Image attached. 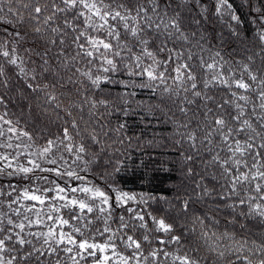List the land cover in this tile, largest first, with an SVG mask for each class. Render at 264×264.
I'll use <instances>...</instances> for the list:
<instances>
[{"label": "snow or ice", "instance_id": "obj_1", "mask_svg": "<svg viewBox=\"0 0 264 264\" xmlns=\"http://www.w3.org/2000/svg\"><path fill=\"white\" fill-rule=\"evenodd\" d=\"M209 5L240 23L229 0ZM209 5L0 0V23L27 29L0 33V177L9 178L0 183V264H264V8L255 9L257 64L209 47L202 31L194 39L200 29L190 25L209 19ZM28 32L33 47L21 48ZM111 85L154 97L136 103L173 125L190 191L169 200L115 181L123 161L113 145L124 143L126 124L105 120L127 116L117 101L127 106L136 92L113 98ZM13 92L30 101L29 115L36 103L37 121L21 124ZM205 201L215 203L201 211ZM222 210L232 224L256 220L259 241L215 230Z\"/></svg>", "mask_w": 264, "mask_h": 264}, {"label": "trees", "instance_id": "obj_2", "mask_svg": "<svg viewBox=\"0 0 264 264\" xmlns=\"http://www.w3.org/2000/svg\"><path fill=\"white\" fill-rule=\"evenodd\" d=\"M203 3L209 5V0H202ZM233 5L234 14L240 17V23L230 20L228 17L221 19L216 16L209 5V19H201L200 25H190V31H196L199 38L201 31L208 39L209 47L222 48V53L228 57L231 53L237 60L246 58L248 55H253L256 63L259 64V57L255 55L259 52L260 46L256 42V32L259 28L260 22L257 21L258 14L255 9L257 7L264 8V0H229ZM15 3V0H13ZM215 0H211V4H214ZM195 15V12L189 14ZM4 17L8 21H14L15 17L7 13L5 10ZM253 21H256L255 23ZM235 28L239 33V36H234L229 28ZM17 28L20 29L23 34L27 29L24 26L15 23H0V33L7 35L15 31ZM31 33L28 32V38L22 45L21 48L33 47L31 40ZM223 37V45L220 43V37ZM203 43V41H201ZM36 51H40L39 46H36ZM20 55H26L23 51ZM34 60H38L37 57H32ZM29 62V67H31ZM121 77H117L120 79ZM127 80L128 78L122 77ZM109 91L113 98L116 97L118 92L123 91H135V97H129L132 101L127 106L123 104H117L120 108H127L129 114L127 116L122 115L120 112H115L111 117L106 118L105 123L110 128L118 126L120 123H125L126 127L122 133L124 138L123 144H114L113 148L119 147L120 152L113 156H116L123 161L122 171L115 176V181L119 185L128 191L133 192H145L150 193L154 196H165L169 200H172L174 195L179 192L183 194L185 189L191 190L190 181L192 177L185 175L187 165L184 164L179 157V154L175 151L173 146L172 132L173 125L171 123H164L166 119L159 112L155 115H147L142 105H138L136 101L151 103L154 97L147 90L143 89H124L121 85H111ZM14 96L13 111L17 113V116L21 119V124L25 121L29 123L35 122L39 119L36 113L39 109L36 108V103L32 102V113L28 114L27 108L24 106L29 103V100H24L20 96H17L15 92L12 93ZM108 95V93H104ZM75 98V97H74ZM68 103V99L65 98V104ZM171 115V113H169ZM48 128L52 131L55 130V125L49 124L45 120ZM43 125H41L42 127ZM113 134L110 133L108 142L111 143ZM108 171H111V167H108ZM97 175L96 173L93 176ZM9 178L0 177V183L7 185ZM14 184H26L27 181L21 180L19 177L12 178ZM103 183V181H100ZM205 183L211 187L215 182L211 181L210 177L205 178ZM209 203H215V201H205L197 208L201 211L207 209ZM153 207L161 206L160 203L152 205ZM210 211V209H209ZM220 223L215 225V230L218 231H231L237 239L248 238L249 240L259 241L260 237L258 233L261 231L257 225V221L254 219L239 218V223L247 225V230L239 227V223L232 224L225 220V214L222 210L218 216ZM231 220V216L228 217ZM210 255V254H209ZM208 264V262H205Z\"/></svg>", "mask_w": 264, "mask_h": 264}]
</instances>
